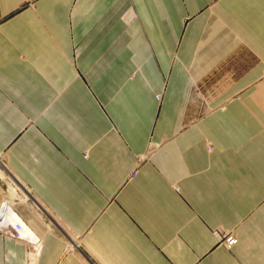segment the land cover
<instances>
[{
  "label": "crops",
  "instance_id": "crops-1",
  "mask_svg": "<svg viewBox=\"0 0 264 264\" xmlns=\"http://www.w3.org/2000/svg\"><path fill=\"white\" fill-rule=\"evenodd\" d=\"M0 194V264H264V0H0Z\"/></svg>",
  "mask_w": 264,
  "mask_h": 264
},
{
  "label": "built area",
  "instance_id": "built-area-1",
  "mask_svg": "<svg viewBox=\"0 0 264 264\" xmlns=\"http://www.w3.org/2000/svg\"><path fill=\"white\" fill-rule=\"evenodd\" d=\"M160 98V94L156 95ZM134 174V173H132ZM0 233L17 239H24L39 248L40 241L34 238L31 230L25 225L17 212L14 210L10 200L0 194ZM214 238L226 248H231L237 242L233 230L215 228L212 230Z\"/></svg>",
  "mask_w": 264,
  "mask_h": 264
},
{
  "label": "bare ground",
  "instance_id": "bare-ground-1",
  "mask_svg": "<svg viewBox=\"0 0 264 264\" xmlns=\"http://www.w3.org/2000/svg\"><path fill=\"white\" fill-rule=\"evenodd\" d=\"M35 238V237H34Z\"/></svg>",
  "mask_w": 264,
  "mask_h": 264
}]
</instances>
